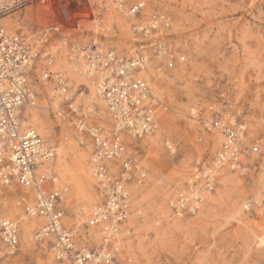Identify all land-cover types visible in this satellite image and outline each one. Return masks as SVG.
<instances>
[{
  "label": "built area",
  "instance_id": "obj_1",
  "mask_svg": "<svg viewBox=\"0 0 264 264\" xmlns=\"http://www.w3.org/2000/svg\"><path fill=\"white\" fill-rule=\"evenodd\" d=\"M111 5L148 51L125 55L97 44L98 32L109 31L100 14L110 11L106 0H0V200L14 191V207L39 222L31 240L45 245L55 264H119L121 244L131 232L129 218L132 213L142 217L131 210V189L143 187L148 176L137 145L154 134L159 113L167 109L142 72L150 60L167 69L184 62L163 39L171 27L166 14L147 15L139 1ZM58 61L65 67L54 71ZM75 73L103 103L107 127L87 86L72 80ZM43 91L52 119L69 127L77 145L89 151L88 170L98 201L90 209L80 206L72 222L66 215L68 186L54 166L57 148L36 129L21 125L28 110L40 107ZM201 125L222 141L169 198L168 209L176 219L199 210L222 169L244 173L255 165L264 179V151L258 141L247 142L243 123L215 116ZM253 156L259 159L255 164L247 161ZM259 208H264V188L242 203L245 213ZM20 232L17 220L0 215V261L17 250Z\"/></svg>",
  "mask_w": 264,
  "mask_h": 264
},
{
  "label": "rangeland",
  "instance_id": "obj_2",
  "mask_svg": "<svg viewBox=\"0 0 264 264\" xmlns=\"http://www.w3.org/2000/svg\"><path fill=\"white\" fill-rule=\"evenodd\" d=\"M106 1L110 11L100 14L109 31L98 32L97 44L125 55L148 51L129 31L126 18L112 9L111 2L117 0ZM129 1L144 2L147 15L163 12L170 18V31L163 39L184 62L167 69L150 60L146 77L142 75L167 109L159 113L154 134L137 145L148 176L143 187L131 189V209L139 210L142 217L137 219L132 213L129 218L131 232L121 244L119 264H127L126 257L130 264H264V208L242 211V203L264 188L255 165L244 173L220 170L214 190L204 193L199 210L191 217L173 218L167 205L194 173L196 163L209 161L220 146L221 136L204 129L202 120L226 116L243 123L247 142L258 141L264 151V0ZM48 98L43 91L40 107L27 111L21 123L30 120L29 113H36L37 124L23 128L36 129L57 150H65L71 174L65 171L68 175L62 176L55 169L60 182L68 186L66 215L72 222L80 206L90 209L98 201L88 170L89 151L77 145L69 127L52 119L45 109ZM92 98L107 127L103 105ZM247 161L255 164L259 159L253 156ZM74 175L86 184L80 192L72 183ZM14 198V191L8 190L0 200V215L19 222L20 242L0 264H55L46 246L34 243L29 235L38 220L16 209ZM24 221H32L27 234Z\"/></svg>",
  "mask_w": 264,
  "mask_h": 264
},
{
  "label": "bare ground",
  "instance_id": "obj_3",
  "mask_svg": "<svg viewBox=\"0 0 264 264\" xmlns=\"http://www.w3.org/2000/svg\"><path fill=\"white\" fill-rule=\"evenodd\" d=\"M109 18V17H108ZM110 19H111V17H110ZM109 19V20H110ZM109 22V21H108ZM65 67V64L62 62V61H58V62H56L55 63V65L53 66V69H57V70H60L61 68H64ZM56 71V70H55ZM142 75H144L145 77H146V71H143L142 72ZM71 78H73V79H75L76 81V83L77 82H81V83H83V84H85L86 86H87V88L89 89V93H90V96L91 97H93V88H92V86L88 83V81L82 76V75H79V74H73L72 76H71ZM153 93V92H152ZM154 94V93H153ZM155 95V94H154ZM156 96V95H155ZM43 98V97H42ZM98 102H100V105H103V103L98 99ZM46 109V108H45ZM29 111V110H28ZM32 111V110H31ZM102 112H104V110H102ZM30 114V120L28 121V122H24L23 121V123H21V125H22V127H26V126H33V125H36L37 124V115H35L33 112L32 113H29ZM39 117V116H38ZM29 118V117H28ZM61 147V146H60ZM68 153V152H67ZM65 150L61 147V148H59L58 150H57V157H56V159H55V161H56V165H55V168H57L58 167V169H59V171H60V173H61V175L62 176H65L67 173H70L71 174V172H69V168L67 167V164H66V157H65ZM80 157V156H79ZM81 157H82V159H83V155H81ZM79 160H80V158H79ZM78 165H79V163H78ZM69 166V165H68ZM81 166V165H80ZM82 168V167H81ZM67 172V173H63V172ZM79 172V171H78ZM81 172V171H80ZM221 174V173H220ZM68 175V174H67ZM68 177V176H67ZM71 177V176H70ZM69 177V178H70ZM71 180H72V183H73V185L75 186L74 188H76V189H78V191L81 189V188H83L86 184H85V182L84 181H82V179L81 178H79L78 176H76V175H74V176H72V178H71ZM69 181H70V179H69ZM220 181V180H219ZM151 182V181H150ZM75 189V190H76ZM80 192V191H79ZM83 192H84V190H83ZM208 194V193H207ZM143 195V194H142ZM147 197V196H146ZM223 198V197H222ZM207 199V198H206ZM206 199H205V201H206ZM209 199V198H208ZM92 203H93V201H91ZM91 204V203H90ZM137 208V207H136ZM132 210V209H131ZM166 211V210H165ZM24 217V216H23ZM27 218V217H26ZM26 218H25V220H26ZM132 218V217H131ZM27 221V220H26ZM25 222V221H24ZM32 222V221H31ZM31 222L29 223V222H25V224H24V227H23V229L25 230V232L24 233H26L27 234V232H28V228H29V226H30V224H31ZM30 229V228H29ZM32 230V229H31ZM31 233H29V235H30ZM24 238H25V236H24ZM27 238V237H26ZM23 239V238H22ZM23 241V240H22ZM26 242H27V240H25ZM24 241V242H25Z\"/></svg>",
  "mask_w": 264,
  "mask_h": 264
}]
</instances>
